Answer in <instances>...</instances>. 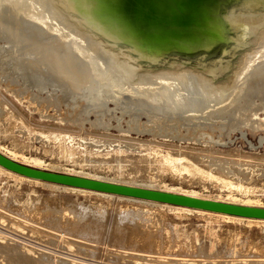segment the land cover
<instances>
[{"label":"rangeland","instance_id":"obj_1","mask_svg":"<svg viewBox=\"0 0 264 264\" xmlns=\"http://www.w3.org/2000/svg\"><path fill=\"white\" fill-rule=\"evenodd\" d=\"M156 3L161 5L157 7V9H154L150 3L145 2H132V5L130 4L131 13L133 12L132 16L130 14V19L137 20L138 24L142 25L143 28L148 31V33L143 30L134 31L137 33L136 36L140 34L144 37H152L153 41L157 43L167 41L171 44H176L191 35L208 34L210 29H215V27L219 25V19L207 12L206 9L201 8L202 6L196 4L198 2H193L192 4L190 2ZM121 9H124V7H121ZM167 25H172L173 27ZM0 40L3 39L0 38ZM1 42L3 41H0V45H4V42ZM19 51L23 52V50H18V54ZM4 52L6 53L4 49L2 51L0 49V70H2V72V68H8V64L5 63L7 61V56ZM15 52L11 54L15 56L13 54ZM2 72L0 73V149L6 155L40 168L47 167V169H50L52 166L53 170L58 172L73 174L86 173L85 175L89 174V176L92 175L93 177L99 176L101 178L104 177V179H115V181H126L127 183L134 182L138 185H148L154 188L195 193L201 197L264 206V129H262V127L258 128L259 130L262 129V131L257 130V128L251 130V128L249 129L248 127L242 126L240 127L241 129H230L228 133L226 132L227 135L223 133L225 135L223 138L224 141L221 139L222 136H224L223 134L220 136V140L216 141L218 139V133L216 132L213 134V141H211L213 143L215 138V144H210L195 136H192V139H190L191 136L188 135L187 137V135L184 134L186 132L184 127L180 128V130H183V136L158 135L151 131H148L149 133L146 134L144 133L145 131L142 133L141 131L129 130L126 126L129 119L128 114H122L121 109H114V103H110L111 101L107 103L110 111L100 116L102 119L100 125H98L99 122L96 124L94 121V117L99 116L97 112L86 113V115L85 112H83L84 114L79 113V117L82 118L81 116L83 115V118L77 119V121L76 118H74V121H72V117L69 116L70 113H65L69 107L67 104L68 101H65L66 104H62L64 101L61 99L62 102H60L61 100L59 99L60 101L56 107L59 113L57 110H52V106H47L46 109L48 107L49 109L44 111L46 109L42 108L41 102L39 104L37 103V105L32 102L30 103L25 93L17 91L19 89L18 84L20 85V79H13L14 81H12L10 80L11 77H9L7 73H4L8 76L6 80L3 77L1 78ZM8 84L9 86L11 85V88H9ZM47 88L48 89L45 88L46 90L44 89L45 92L42 90H39L41 93L36 91L37 94L39 93V97L36 93H34V95L38 97L39 100L41 98L40 96H42L41 100L44 97V99L47 100L48 98L46 99V97L49 96V92L51 91V88ZM7 90L13 93L10 94ZM33 90L35 92L36 89L32 88V92ZM46 91H48V94L45 95ZM52 91L55 90L52 89ZM55 92L60 95L57 89ZM41 94H43L44 97ZM15 96L17 98H14ZM256 101V104H254L255 107L253 106L254 109L259 108L256 106L257 104L259 106L261 105V102H258L260 101L259 98H257ZM67 105L68 107H66ZM260 111L258 114L264 116V110L262 111L261 109ZM50 112H54L55 114L53 113L49 116ZM65 115H68L69 118ZM63 116L65 119H62ZM140 117L141 121L145 122L146 118L142 115ZM80 121H82V123ZM102 123L103 125H101ZM258 136L261 138L258 139ZM195 138H198V140H195ZM221 140L222 142H220ZM208 144H210V146H208ZM217 154H220L218 157L219 159L217 158ZM208 155H210V157ZM204 156H207V158ZM215 157V160L218 161H214ZM178 158L184 159L189 164L186 169L177 170L174 160ZM215 162L217 163L215 164ZM227 162L231 164H227ZM235 163H237V165H235ZM237 167L242 170H239ZM239 171L241 172L239 173ZM41 185L35 181L21 179L0 170V236L8 238L9 235H11V237H13L11 241L16 237L17 239L15 238L13 243L19 239V242L16 243V241L14 244L7 239H0V264H70V260L75 261V259H73L74 257L76 259H84V262L82 261L84 264H161V262L158 261V259L161 258H165L164 261H162L165 264H168V262L165 261L166 259L169 262L172 261V264H180L181 260H185L187 257L189 261L191 259V264H198V262L199 264H239L235 262L248 264V261L249 264H264L262 263L264 262V224L261 222L238 221L193 211L170 210L160 204H147L146 202L145 204L138 200L119 199L116 196L106 197L89 192L80 193L69 189H54L50 186L46 187ZM58 201L59 205L56 203ZM34 205L38 206L39 209L35 208ZM45 206L47 211L50 208L51 211H48V214L51 215H53V210L58 209L57 213L55 211L54 217L47 214L44 208ZM51 206L53 208L55 206V208L52 209ZM57 206H59V208H57ZM62 206L64 208H62ZM66 207L71 209L68 210L75 215V221H80L82 225L79 222L74 223V216L72 217L69 212L67 214ZM116 207H118L117 210ZM42 208H44V211ZM61 208L63 209L62 215L61 211L59 213V210H62ZM72 210H74V212ZM131 210L133 212L136 211L134 215ZM124 211L125 213L123 214ZM130 211L132 213L131 215H129ZM40 212H42L43 216L46 214V217L53 220L52 225L51 221L50 223L46 222H49V220L45 216L43 217L41 215V218L44 219H38L41 214ZM136 213L138 215L140 213L141 217L143 215L144 220L148 218L152 223H142L143 227L142 225H138L142 227L139 228L141 230H137L135 225L138 224L137 221L139 220L135 219ZM65 214H67L66 216L69 215L67 217L68 222H71V224L73 222L74 229L72 230L71 228L73 232L70 231L72 225L68 226L62 221L66 229H61L63 228V224L60 223V219L58 226L57 224H55L56 226L53 225L55 217H63ZM26 216L28 221H26ZM127 216L129 218L126 220ZM32 217L33 223H31ZM92 217L102 220V222L100 221L102 223L100 226L101 228L97 227L101 232V236L98 230L95 231V227L93 228V226H91L90 228V226L87 227L86 225ZM122 217L123 219L121 220ZM112 218H114V220ZM131 218H133L132 221L128 222ZM117 220L120 221L118 222ZM37 222L39 223L38 227H36ZM114 222H118L120 225H116ZM110 223L112 225L114 224V227ZM83 224H85L90 231L94 229L93 233L91 231L90 234L88 229H86L85 233L84 230L82 232ZM129 224L133 226L131 227ZM152 224H155V226H152ZM48 225L52 227L51 229L53 230H55V227H58L59 231L55 230L56 234H61L62 238H66V235L72 232L71 235L69 233L67 239H73L72 241L74 242L78 239L79 241H77V244H80V246L83 244L84 246H86V244L89 246L90 244L91 247L85 249L86 247L84 246H81L82 248L80 246H75L74 248L73 246L70 248L68 247V249L62 241H60L61 244L58 242V245L57 243H52V241L48 240V236L43 235L45 229L53 232ZM109 225L113 227V229H111ZM146 225H148V227ZM46 226L49 228L47 229ZM79 226H81V228H79ZM118 226L120 228L122 227L126 234H124L122 228L120 229ZM2 227H4L3 232L1 231ZM26 227L27 229H25ZM75 228L81 230L78 231L76 229L77 238L74 234ZM83 228H85V226H83ZM132 228H134V232ZM108 229L111 232H108ZM114 229L117 234L113 231ZM118 229H120V231ZM129 229L132 231L131 233H129L130 231L128 232ZM150 229L151 232L148 233ZM158 229H160L161 232ZM121 230L123 231L122 235ZM142 230L146 231L144 232V237L145 234H148L149 247L145 240L147 238H143ZM55 231L53 233H55ZM87 231L90 237L93 235V240H91L92 237L90 239L89 235L86 234ZM112 231L114 233H112ZM81 232L85 234V237L83 236L84 238ZM94 232L97 236L94 235ZM136 232H139L138 236L141 233L139 242L142 241L143 238L146 244H143L142 241L140 244L137 242L138 246L136 247L135 245L136 248L132 247L134 243H131L132 245L129 247L130 239L133 235L132 233ZM3 233L6 235H3ZM16 233H18V235H16ZM232 233H235L234 236ZM118 234L121 235V237H119ZM108 235L110 237H108ZM172 235L176 238L175 240H173ZM151 236L154 238L152 239ZM116 237L119 238V246L116 244V242H118ZM168 237H170V240L172 239L173 245L170 244L171 242ZM81 238L84 241H81ZM113 238L114 240H111ZM123 238L125 241L122 240ZM128 238L130 239L128 240ZM159 238L160 240L163 238L162 245L160 244L161 242L159 243ZM20 239H22L23 243H21L22 241H20ZM85 240H88V242ZM25 241H29L27 244L30 245H27ZM120 241L123 245H120ZM127 241H129V243ZM150 242L156 244L155 248ZM177 243L179 244L178 247H176ZM51 244L52 247L54 245L58 247L54 246V248H52L50 246ZM32 245H34L35 248H33ZM35 245L38 246L36 247ZM48 245L50 247H48ZM141 245L142 248L140 247ZM22 246L26 247V249ZM121 246L125 249L123 250ZM59 247L61 248L60 250L58 249ZM63 247L64 251H67L66 253H64ZM146 247L153 251L145 250ZM79 249H83V251H79ZM73 250L75 254L78 252V256L73 254ZM87 250H90V252L88 253ZM134 250L137 251V255L143 257V259H133L127 256L128 252L130 254H136ZM52 251L54 254H51ZM123 251H125L126 254ZM139 251L141 252L140 254ZM150 251L151 255L148 253ZM144 252H146L148 256H145L144 254L146 253ZM155 252L158 253V255ZM60 253L63 258L59 257ZM114 253L120 258L118 259V256ZM152 255H154L155 261L152 260ZM64 256L65 259H70L69 263L66 260V262L62 263ZM85 257H87V259ZM59 260L62 261L60 262ZM124 261H126V263ZM217 261L221 262L217 263Z\"/></svg>","mask_w":264,"mask_h":264},{"label":"bare ground","instance_id":"obj_2","mask_svg":"<svg viewBox=\"0 0 264 264\" xmlns=\"http://www.w3.org/2000/svg\"><path fill=\"white\" fill-rule=\"evenodd\" d=\"M132 2L150 3V5L154 9H157V7L161 6L156 2H186V3L190 2L191 4L193 2H198L196 4L202 6L201 8L206 9L207 12L211 13L213 16H216V18L219 19V25H217L215 29H210V32L208 34L204 33L203 35H191L186 37L183 41H180L176 44H171L167 41L157 43L153 41L152 37H144L143 35L140 34H138L139 36H136L137 33H135L134 31L143 30L146 33H148V31H146L142 25L138 24L137 20L130 19V17L133 14V12L131 13L130 10V4L132 5ZM121 7L122 8L124 7V9H121ZM167 26L170 27L172 25H167ZM0 38L3 39L0 41L4 42V45L2 46L0 45V49L1 51L3 49L4 51H6V53L4 52L7 56V61L5 63L8 64V68H2L3 72L2 70H0V73L2 72L1 78L3 77L7 80L9 76L11 77L10 80L12 81H14L13 79L16 80L20 79V85L18 84L19 89L17 91L25 93L28 96V100L30 103L32 102L37 105V103L39 104L41 102L43 106L42 108L46 109L47 106L49 107L52 106L53 107L52 110H57L56 107L58 106V103L61 99L64 101V103L62 102V100L60 101L62 102V104H66L65 101H68L67 104L69 105V107L68 105L66 106L68 107V110L67 112L65 111V113L66 114L68 112L70 113L69 116L72 117V121H74L73 120L74 118H76V121L77 119H82L83 118L82 114H84L83 112H85V115L86 113L89 114L90 112L92 113L97 112L99 113V116H95L94 121L96 122V124L99 122L98 125H100V123L102 122L100 116L110 111L107 103L111 101L110 103L112 102L114 103L113 104L115 106L114 109L116 108L121 109L122 114L123 113L128 114L129 119L127 121L126 126L129 128V130L132 129L136 131H141L142 133L143 131H145L144 133L146 134L151 131V132H155V134L158 135L162 134L165 136L166 135L183 136L182 135L183 130H180V128L184 127L186 130L184 134L187 135V137L188 135L191 136L190 139H192V136H195V137H199L200 140H204L206 142H209L210 144L213 143L215 144V138L213 143L211 141H213V136H214L213 134H215L216 132L218 133V137H217L218 139L216 141H219L221 138L220 136L223 133L227 135L226 132L228 133V131H230V129L233 128L241 129L240 127L242 126V127H248L249 129L251 128V130L254 128H257V130H259L258 128L260 127L264 129V116L258 114L261 112L260 111L261 109L262 111L264 110V0H0ZM18 50H23V52L19 51L18 54L17 53ZM12 52H15L13 53L15 56L11 54ZM4 73L5 74L7 73L8 76H6ZM10 86L9 88H11ZM3 87L5 89L4 85ZM47 87L51 88V91L49 90L50 91L49 96L46 97V99L47 98L48 99L45 100L43 94L45 92L44 89L45 88L48 89ZM32 88L36 89L35 92L34 90L32 92ZM52 89L55 91L57 89L58 93L60 92V95H58L55 91H52ZM39 90L44 91L43 94H41L44 97L42 100H41L42 96H40L41 98L39 100L38 99L39 93L38 94L36 93V91L41 93V91ZM9 92L10 94L13 93L12 91ZM34 93H36L38 97H36ZM46 94H48V91H46L45 95ZM14 98L17 97L15 96ZM257 98L260 99V101L258 102L259 103L261 102L260 104L262 106L261 105L259 106L257 104L256 106H258L259 108L254 109L253 106L254 104L257 103L256 101ZM49 107L47 109H49ZM47 109L44 111H47ZM57 112L59 113L58 110ZM53 113L50 112L49 116ZM79 113H82L81 114L82 118L79 117L80 116ZM141 115L146 118L145 122L141 121V117H140ZM65 116L67 117L68 115ZM69 116L67 118H69ZM63 118L64 116L62 117V119ZM80 122L82 123V121ZM101 125H103V123ZM262 129L259 131H262ZM225 135L222 136L221 138L222 140L225 137ZM257 138L259 139L261 137L258 136ZM196 139L198 140V138H195V140ZM222 140L220 142H222ZM210 144H208V146H210ZM0 153H2L3 155L7 156L8 158L16 162H19L21 164L30 167L58 172L53 170L52 166H51L52 169L51 168L47 169V167L40 168L33 164L19 161L9 155H6L1 149H0ZM219 155L217 154V158L219 157ZM208 156L210 157V155ZM204 157L207 158V156ZM215 159L216 157L214 158V161H218ZM174 161L177 170L186 169L189 165L182 158L175 159ZM216 163L217 162H215V164ZM229 163L230 162H227V164ZM235 165H237V163H235ZM240 169L241 168H239V170ZM0 170L12 176L21 179L23 178L30 181H35L40 185L42 184L43 186L46 187L50 186L53 187L54 189L55 188H59V189L61 188L63 190L69 189L80 193L89 192L92 194H97L106 197L116 196L119 199L124 198L129 200H138L144 203L146 202L147 204L148 203H152L156 205L160 204L170 210H182L186 212L193 211V212L217 216L220 218L233 219L238 221L245 220L249 222H261L264 224V219L261 218L242 217V216L231 215L222 212L204 210L201 208L180 206L169 203L157 202L149 199H142L137 197L89 190L85 188L61 185L47 180L25 176L13 170L7 169L1 165H0ZM240 172L241 171H239V173ZM60 173H65V172H60ZM67 174H73V173H67ZM85 174H74V175L96 178L100 180L121 183L131 186L165 190L175 193L186 194L194 197H200L204 199L219 200L210 197H201L199 195H196L195 193H186L181 191L178 192L172 189L154 188L153 186H148V185H142V184L138 185L137 183L134 182L127 183L126 181L125 182L115 181V179L110 180L108 178L104 179V177L103 178L99 176L93 177L92 175L89 176V174L87 175ZM219 201L245 204V205H254L250 203H241L230 200H219ZM56 203L58 204L59 201ZM34 206L35 208H38V206L36 205ZM46 206L44 207L45 210L47 209ZM44 208H42L43 211ZM54 208L52 207V209ZM57 208H59V206H57ZM62 208L64 207L62 206ZM65 209L67 214L68 212L69 214L71 213V211H69L71 209L67 207ZM117 209L118 207H116V210ZM57 210L56 209L53 210L52 212L53 215L55 214V211L57 213ZM48 211L49 212L51 211L50 208L48 209ZM48 211L46 210L47 214L49 213ZM60 211L62 215L63 209L59 210V213ZM72 211L74 212V210ZM131 211L129 215L132 214ZM135 212H133V215ZM40 213L41 214L38 219H40L43 216L42 212ZM124 213L125 211L123 212V214ZM67 214H65L63 217L62 216L55 217L54 218L55 221L53 225L57 224L58 226L60 219V223L63 222L68 226L72 225V227H70V231H72L74 229L73 222L72 224L71 222L70 223L68 222L67 217L69 215L66 216ZM53 215L51 216L54 217ZM71 215L72 217L74 216V223H78V222L80 223V221H75L74 214L71 213ZM44 216L46 217V214ZM128 216L126 220L130 217ZM46 218L49 220V222L46 221L47 219L45 221L47 223H50L51 221V225H52L53 220H51L49 217ZM26 219L25 220L28 221L27 216ZM92 219L90 218L89 222L86 225L87 227L90 226V228L91 226H93V228L95 227V231H96L101 226L102 220L101 219L98 220L97 218L94 219L93 217ZM112 219L114 220V218ZM122 219L123 217L121 218V220ZM132 219L133 218H131L128 222L132 221ZM135 219L139 220L137 221L138 223L137 225H135L134 223L135 228L137 230H141L139 229L141 226L138 225H142V223L146 224V222L147 223L151 222L148 218L144 220L143 215L141 217L140 213L139 215L136 213ZM117 221L119 222L120 220ZM38 222L36 224V227H38L39 224ZM118 222L117 223L114 222V223L116 225H120L118 224ZM31 223H33V217ZM64 224L62 225L63 228L61 229H64L66 227V226L64 227ZM132 224L131 225L129 224V226L132 227L133 226ZM86 225L83 224L85 228H83L82 226V232L84 230V233L86 229L90 231L89 228L86 227ZM148 225L146 226L148 227ZM153 225L155 226V224H152V226ZM31 226L35 227L34 225ZM48 226H46L47 229L50 227ZM112 226L114 227V224ZM113 227H111V229H113ZM3 228L4 227H2L1 230L2 232H3ZM51 228L52 227H50V229ZM79 228H81V226H79ZM25 229H27V227ZM76 229L77 228H75L74 230L75 235H76ZM120 229L118 230L120 231ZM55 230H58V227L57 228L55 227ZM55 230H53V232ZM122 230L124 231L123 228ZM122 230H121V235L123 232ZM133 230L134 228H132V231ZM158 230L160 231V229ZM88 231L86 234L89 235ZM91 231L93 233L94 229ZM113 231H115L116 233L115 229ZM113 231L112 233H114ZM129 231L130 229L128 230V232ZM132 231H130L129 233H131ZM53 232H51L50 230L47 231L45 229L43 235L48 236V240L52 241V243H57V245L58 242L62 241L67 248L73 246L75 248V246L77 247L80 246V244H77L78 243L77 241H79L78 239L76 242L72 241L73 239H67L69 233L71 235L73 231L69 232L68 235H66V238L65 237L62 238L61 234H56V231L55 233ZM108 232L111 231H109L108 229ZM144 232L146 231H143V238L145 239V237L147 238L148 234L147 235L145 234L144 237ZM150 232L151 229L150 231H148V233ZM4 233L3 235H6ZM100 233L101 232L99 231V235ZM138 233L139 232L132 233L133 234L132 237L130 234L131 239L128 238V240L130 239V243L129 241H127L130 244L129 247H131L133 243L134 244L132 245V247H135V245L136 247L138 246L137 242H139L140 240L139 236L141 235L140 233V235L138 236ZM124 234H126L125 231ZM16 235H18V233H16ZM84 235L85 234L82 233V237ZM94 235L97 236L95 232ZM121 235H119V237H121ZM92 236L93 235H91V237ZM108 237L110 236L108 235ZM172 237L173 240L176 239L174 238L173 235ZM8 238L0 236V239H7L12 244H14L17 241L16 240L13 243L16 237L13 239V241H11V239L13 238L11 237V235H9ZM124 238L122 239L123 241H125ZM143 238L142 241L144 240ZM151 238L153 239L154 237L151 236ZM169 238L170 237H168V239ZM116 239L117 241L119 240V238L117 237ZM162 239L160 240L159 238L160 240L159 243L161 242L160 243L161 245H162ZM82 240L83 239L81 238V241ZM91 240H93V237ZM111 240H114V238ZM145 240L147 241V246L149 247L148 244L149 238ZM20 241H22V239H20ZM85 241L88 242V240ZM146 241H143L142 243L146 244ZM169 241L171 242L169 243L173 245L172 239L171 240L169 239ZM18 242L19 239L16 243ZM28 242H26V244ZM153 242L150 243H152V245H154L155 248L156 244H153ZM21 243H23V241ZM116 244L118 245L119 241L116 242ZM38 245L35 246L37 247ZM120 245H123V243L121 242ZM142 245L140 246L141 248ZM32 246L33 248H35L34 245ZM50 246L52 247V244ZM50 246L48 245V247ZM54 246L52 248H54ZM81 246H84V244ZM178 246L179 244L177 243L176 247ZM22 247L26 249V247L24 246ZM84 247H86L85 249H89L91 245L89 244L88 246L86 244V246ZM122 248L123 250L125 249L124 247ZM58 249L60 250L61 248L59 247ZM146 249L147 247L145 248V250ZM80 250L83 251V249H79V251ZM149 250L152 249H147V251ZM63 251H64V247H63ZM87 251L88 253L90 252V250ZM66 252L67 251H64V253ZM136 252L137 251H135V253ZM237 252H238V248H237ZM77 253L75 254L74 251L73 254L77 255ZM140 253L141 252L139 251V254ZM148 253H150L151 255V251ZM51 254H54V252L52 251ZM119 254L121 255V253ZM137 254L138 253L130 254L128 252L127 256L133 259H139V258L140 260L143 259V257ZM156 254L158 255V253ZM60 255L59 257L63 258L61 253ZM144 255L148 256L147 253ZM152 256H151L152 260L155 261L154 255ZM85 258L87 259V257ZM119 258L120 257L118 256V259ZM73 259H75V261L74 260L72 261L67 258L65 259L64 256V260L62 263L66 261L69 263L71 261L70 264H84L82 263V261L84 262V259L82 260L76 259L75 257ZM164 259L161 258L158 259V261L161 262V264H165L162 262L164 261ZM126 261L124 262L126 263ZM165 261L168 262V264L173 263L171 260L170 261L172 263L167 261V259ZM190 261L189 258L187 257L185 260H181L180 264H191ZM219 262L221 261H217V263ZM235 263L244 264L243 262L242 263L235 262Z\"/></svg>","mask_w":264,"mask_h":264},{"label":"water","instance_id":"obj_3","mask_svg":"<svg viewBox=\"0 0 264 264\" xmlns=\"http://www.w3.org/2000/svg\"><path fill=\"white\" fill-rule=\"evenodd\" d=\"M0 165L25 176L35 177L61 185L85 188L89 190L149 199L157 202L180 206L201 208L204 210L222 212L242 217L264 219V207L204 199L186 194L159 189L131 186L80 175L53 172L30 167L16 162L0 153Z\"/></svg>","mask_w":264,"mask_h":264}]
</instances>
